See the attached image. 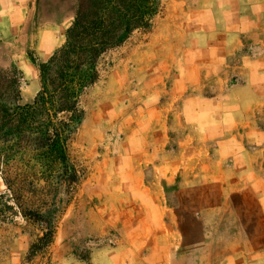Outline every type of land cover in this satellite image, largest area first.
Returning <instances> with one entry per match:
<instances>
[{
    "label": "rangeland",
    "instance_id": "rangeland-1",
    "mask_svg": "<svg viewBox=\"0 0 264 264\" xmlns=\"http://www.w3.org/2000/svg\"><path fill=\"white\" fill-rule=\"evenodd\" d=\"M156 2L150 27L101 55L75 111L53 118L61 172L75 178H58L30 224L2 180L27 166L11 155L33 144L36 126L13 108L32 105L37 65L63 46L76 0H0V73L24 81L17 100L0 93V264H213L196 239L228 231L221 219L247 220V209L222 208L239 206L233 190H264V0ZM49 40L62 41L40 59L36 45ZM233 106L254 112L241 119L250 141L231 154L218 134ZM248 262L264 264V251Z\"/></svg>",
    "mask_w": 264,
    "mask_h": 264
},
{
    "label": "trees",
    "instance_id": "trees-1",
    "mask_svg": "<svg viewBox=\"0 0 264 264\" xmlns=\"http://www.w3.org/2000/svg\"><path fill=\"white\" fill-rule=\"evenodd\" d=\"M156 7V0H76L63 46L46 62L37 65L40 90L32 105L13 108L30 112L32 126L36 125L32 129L33 144L11 155L21 154L27 158V166L15 173L9 168L2 170V180L10 198L26 222L38 224L42 221L41 210L56 194L58 178H75L61 172L60 164L65 161L64 136L54 128L53 118L75 111L82 90L94 80L100 56L120 47L133 33L147 30ZM0 82V93L17 100L24 82L22 74L18 71L0 73ZM51 243L49 231L36 245H41L43 251Z\"/></svg>",
    "mask_w": 264,
    "mask_h": 264
},
{
    "label": "crops",
    "instance_id": "crops-1",
    "mask_svg": "<svg viewBox=\"0 0 264 264\" xmlns=\"http://www.w3.org/2000/svg\"><path fill=\"white\" fill-rule=\"evenodd\" d=\"M62 40L51 41L49 40L45 47L40 43L36 45V53L40 59H46L47 56L61 44ZM47 49V50H46ZM248 99H252L251 96ZM254 111H245V113H238V107L233 106L229 109L227 121H223V125H220V134H218L219 146H222L224 150H229V153H236L234 147L236 145H247L246 141H250L251 123L245 121L244 127L247 128V132H243L241 136L242 122L241 119L247 116L246 120H250L249 113L253 114ZM244 115V116H243ZM225 120V119H224ZM244 143V144H243ZM248 163H251L254 159L247 158ZM252 159V160H251ZM237 194L240 199L239 206L232 208L228 205L229 199L224 201L222 209L230 211L231 209H237L241 211L247 209L250 213L246 217V221L241 222L239 219H221L218 222V227H225L228 231L224 233H217L208 236H199L196 242L204 244L202 245V259L212 260L213 264H220L221 260H224L221 264H249L248 258L253 254L264 251V190H233L228 193L227 198L230 195ZM247 204V205H246ZM252 227V233L247 234L246 230H242L244 227ZM230 230V231H229ZM21 238L18 236L15 240H12L16 244V251L18 256L22 257L25 253L26 247L23 246ZM228 260V261H225ZM235 260V263L234 261ZM206 264L207 261H206Z\"/></svg>",
    "mask_w": 264,
    "mask_h": 264
}]
</instances>
